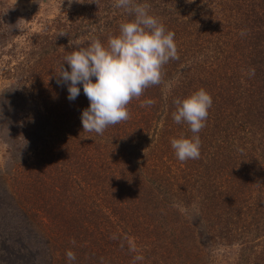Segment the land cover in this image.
<instances>
[{
	"label": "trees",
	"instance_id": "16d2710c",
	"mask_svg": "<svg viewBox=\"0 0 264 264\" xmlns=\"http://www.w3.org/2000/svg\"><path fill=\"white\" fill-rule=\"evenodd\" d=\"M116 3L79 0L16 43L24 21L0 1V58L15 59L0 70V264H69L68 250L73 264H210L233 245L236 264H264V0H132L174 32L178 59L99 135L82 128V86L70 102L57 80L76 45L134 19ZM200 88L201 155L182 162L171 140L193 134L174 101Z\"/></svg>",
	"mask_w": 264,
	"mask_h": 264
},
{
	"label": "clouds",
	"instance_id": "9594fccd",
	"mask_svg": "<svg viewBox=\"0 0 264 264\" xmlns=\"http://www.w3.org/2000/svg\"><path fill=\"white\" fill-rule=\"evenodd\" d=\"M116 7L134 14V19L121 23L119 34L111 36L106 44L92 39L87 47L76 45V50L64 58L57 80L58 85L67 87L70 102L79 97L82 86L89 101L81 112L82 128L99 135L108 126L127 120L129 102L139 98L148 86L159 84L162 66L170 59H178L174 32L166 30L159 19L149 13L148 5L117 0ZM152 103L146 100L142 106ZM174 103L177 106L174 121L187 123L193 135L173 138L171 147L182 162L199 159V133L205 127L212 97L200 88ZM66 258L73 264L76 255L68 250Z\"/></svg>",
	"mask_w": 264,
	"mask_h": 264
},
{
	"label": "rangeland",
	"instance_id": "374dc122",
	"mask_svg": "<svg viewBox=\"0 0 264 264\" xmlns=\"http://www.w3.org/2000/svg\"><path fill=\"white\" fill-rule=\"evenodd\" d=\"M5 4L11 6L13 12L17 11L21 15L23 24L25 26L21 29L18 36L15 38L14 42H21L24 37L30 35L32 32H37L41 30L45 25H47L49 20H52L62 13H66L75 9L79 5V0H0ZM12 10L9 14L12 17V28L18 26V19ZM0 36L2 34L0 33ZM0 39V43H1ZM13 49V48H12ZM10 48H6L3 51L2 57L0 58V70L2 72L6 71V68L12 66L13 57H11ZM5 83L4 80L0 79V88ZM7 146L0 141V168L3 167L5 161L7 160ZM1 249V248H0ZM237 253L238 248L236 245L233 246H219L217 249L213 250L210 254V264H236L237 263Z\"/></svg>",
	"mask_w": 264,
	"mask_h": 264
}]
</instances>
